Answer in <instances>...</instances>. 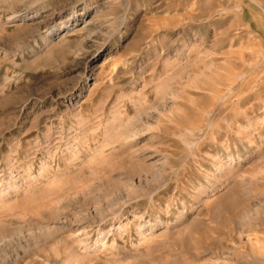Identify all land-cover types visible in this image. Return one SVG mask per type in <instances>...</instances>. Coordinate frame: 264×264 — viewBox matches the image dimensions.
Returning <instances> with one entry per match:
<instances>
[{
    "label": "rangeland",
    "instance_id": "obj_1",
    "mask_svg": "<svg viewBox=\"0 0 264 264\" xmlns=\"http://www.w3.org/2000/svg\"><path fill=\"white\" fill-rule=\"evenodd\" d=\"M74 251L264 264V0H0V264Z\"/></svg>",
    "mask_w": 264,
    "mask_h": 264
},
{
    "label": "bare ground",
    "instance_id": "obj_2",
    "mask_svg": "<svg viewBox=\"0 0 264 264\" xmlns=\"http://www.w3.org/2000/svg\"><path fill=\"white\" fill-rule=\"evenodd\" d=\"M74 252H75V251H74ZM74 252H73V255H72V256H73L74 258H77L76 261H75V264H84V263H83V259H84V258L79 257V255L76 254L77 252H75V253H74ZM81 258H82V259H81ZM88 260H89V259H88ZM72 261L74 262V260H72ZM73 262H72V263H73ZM89 262H90V261H89Z\"/></svg>",
    "mask_w": 264,
    "mask_h": 264
}]
</instances>
